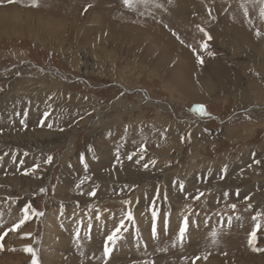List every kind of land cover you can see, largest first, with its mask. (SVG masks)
I'll return each instance as SVG.
<instances>
[{
	"label": "rangeland",
	"instance_id": "374dc122",
	"mask_svg": "<svg viewBox=\"0 0 264 264\" xmlns=\"http://www.w3.org/2000/svg\"><path fill=\"white\" fill-rule=\"evenodd\" d=\"M36 3L0 0V264H264V0Z\"/></svg>",
	"mask_w": 264,
	"mask_h": 264
},
{
	"label": "snow or ice",
	"instance_id": "6c2138e0",
	"mask_svg": "<svg viewBox=\"0 0 264 264\" xmlns=\"http://www.w3.org/2000/svg\"><path fill=\"white\" fill-rule=\"evenodd\" d=\"M16 2V0H8V3H14ZM131 0H124V3L127 5V4H130ZM32 6H38V4L36 3V0H33V4ZM261 15H264V10L261 11ZM210 38V37H209ZM195 112H197L198 114L200 115H207L206 113V110L204 108L203 105H199V106H196L194 109H193ZM129 159H132V156H129L128 157ZM51 158H49V162H50ZM147 165H145L146 167ZM43 191V189L41 190ZM90 195H95V193H90ZM199 195H203V193H200ZM225 195H227V193H225ZM197 199L199 198V196L196 197ZM125 203H128L127 201H125ZM30 205L26 206L24 208V218L21 219L19 221V223H17L16 225H14L11 229H9V231H17L25 222L27 219H29V216H28V212H29V209H30ZM233 209L236 207L235 205H232ZM39 215H43V213H39ZM153 215V228H152V235L153 237L155 238L156 235H157V228H156V218H157V212L156 211H153L152 213ZM126 219L129 220V221H133L134 220V217L131 213V211H129L127 213V216H126ZM253 219H256V217H253ZM124 221L122 220L121 221V225H123ZM187 225H188V222H187V218H185V221L183 223V225L181 226L180 228V231H179V235H180V238L182 239L184 237V234H185V231L187 229ZM164 228L165 230H167V220H165L164 222ZM261 228V225L259 223L256 224L254 230L252 233H250V243L252 245H255L256 243V240H257V232L260 230ZM120 228H116V230L107 237V241H110L112 243H115V240L118 238L117 234L120 232ZM7 235V232H4L2 235H0V241H3L4 239V236ZM3 245L2 243H0V249H2ZM26 251L30 252L32 254V264H39L38 260H37V257H36V253L35 251L31 248V247H28L25 249ZM254 250H260V249H255ZM111 249L108 248L107 246L105 247V255H108L110 253Z\"/></svg>",
	"mask_w": 264,
	"mask_h": 264
},
{
	"label": "bare ground",
	"instance_id": "6f19581e",
	"mask_svg": "<svg viewBox=\"0 0 264 264\" xmlns=\"http://www.w3.org/2000/svg\"><path fill=\"white\" fill-rule=\"evenodd\" d=\"M67 1V0H66ZM78 1V0H77ZM70 2V1H69ZM72 2V1H71ZM142 2V1H141ZM122 3V2H121ZM151 3V2H150ZM187 3V2H186ZM68 5V4H67ZM75 5V4H74ZM120 5V4H119ZM123 5V4H122ZM136 5V4H135ZM172 5V4H171ZM139 7V6H138ZM166 7V6H165ZM157 9V8H156ZM190 10V9H189ZM11 11H13V12H10L9 11V14H8V16L6 17V18H2L1 17V12H0V22H2V20H11V24H10V26H6L5 24H3V25H0V28L2 29H4L5 31L6 30H10V32H12V31H14V30H16L17 29V27L15 26V22L17 21H15L14 22V20H15V18L18 16V12L16 13V11H17V9L16 10H11ZM175 11V10H174ZM3 12V11H2ZM151 12V11H150ZM171 12V11H170ZM17 14V15H16ZM172 15V14H171ZM68 16V15H67ZM183 17V16H182ZM31 18V20H34L33 18H32V16L30 17ZM63 18V17H62ZM69 18V17H68ZM184 18V17H183ZM251 18V17H250ZM36 19V18H35ZM19 21V20H18ZM29 20H28V18L26 19V25H27V22H28ZM20 23V22H19ZM22 24V23H21ZM30 24V23H29ZM198 25V24H197ZM6 27V28H5ZM40 28V27H39ZM45 28V27H44ZM63 28V27H62ZM21 29V27H19L18 28V30H20ZM27 30V29H26ZM51 30H52V28H51ZM21 31V30H20ZM250 31V30H249ZM26 32V31H25ZM46 32V31H45ZM241 32V31H240ZM244 32V31H243ZM6 33H8V32H6ZM18 33V32H17ZM47 33H49V32H47ZM247 33V32H246ZM252 33V32H251ZM3 34H4V32H3ZM8 34H13V33H8ZM243 34V33H242ZM6 35V34H5ZM19 35V34H18ZM223 36V35H222ZM263 37H264V35H263ZM259 40H261V38L259 39ZM262 43H264V38H263V41H262ZM261 45V44H260ZM243 47V46H242ZM261 47V46H260ZM262 48H264L263 46H262ZM259 50H261V49H259ZM262 53V52H261ZM262 56V55H261ZM210 57V56H209ZM25 73H27V72H25ZM28 73H29V71H28ZM206 77V76H205ZM211 77V76H210ZM201 79H202V77H201ZM33 80V79H32ZM205 80V79H204ZM36 81V80H35ZM185 81V80H184ZM206 81V80H205ZM27 82V81H26ZM31 82V81H30ZM190 82V81H189ZM196 82V81H195ZM8 83V82H7ZM32 83V82H31ZM39 83V82H38ZM58 83V82H57ZM191 83H193V82H191ZM13 84V83H12ZM53 84V83H52ZM194 84V83H193ZM11 86V85H10ZM42 86V85H41ZM54 86V85H53ZM189 86V85H188ZM196 86V85H195ZM184 88V87H183ZM191 88H192V86H191ZM53 89V88H52ZM193 89V88H192ZM206 89V88H205ZM210 89V88H209ZM17 90V89H16ZM181 90V89H180ZM195 90V89H194ZM39 91V90H38ZM9 93V92H8ZM60 94V93H59ZM28 96V95H27ZM41 97V96H40ZM22 98V97H21ZM36 101H37V99H36ZM33 102H35V101H33ZM161 122V121H160ZM154 126V125H153ZM173 127V126H172ZM163 129V128H162ZM169 132V131H168ZM13 133V132H12ZM15 134V133H14ZM26 135V134H25ZM153 135H155V134H153ZM32 136V135H31ZM1 137V136H0ZM3 137V136H2ZM16 138V137H15ZM24 138V137H23ZM7 139V138H6ZM36 139V138H35ZM5 142V141H4ZM12 142V141H11ZM10 142V143H11ZM20 143V142H19ZM16 144V143H15ZM23 144V143H22ZM26 144V143H25ZM200 148V147H199ZM150 149V148H149ZM189 174V173H188ZM72 208H74V207H72ZM64 212V211H63ZM210 219V218H209ZM224 220V219H223ZM77 221V220H76ZM49 225V224H48ZM87 227V226H86ZM85 227V228H86ZM48 229H50L49 227H48ZM53 229V228H52ZM134 232V231H133ZM144 232V231H143ZM49 233H51V232H49ZM124 241V240H123ZM86 243V242H85ZM85 245H87V244H85ZM49 261V260H48ZM46 264V263H45Z\"/></svg>",
	"mask_w": 264,
	"mask_h": 264
}]
</instances>
